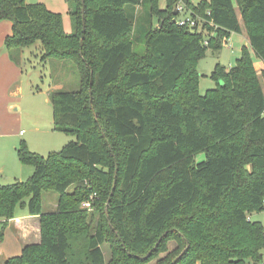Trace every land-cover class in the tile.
Returning a JSON list of instances; mask_svg holds the SVG:
<instances>
[{"label": "trees", "instance_id": "trees-1", "mask_svg": "<svg viewBox=\"0 0 264 264\" xmlns=\"http://www.w3.org/2000/svg\"><path fill=\"white\" fill-rule=\"evenodd\" d=\"M68 2L72 33L43 4L0 0V21L13 25L5 48L39 42L44 61L74 63L80 85L53 95L54 129L76 141L47 156L23 142L34 174L0 185V219L29 199L41 229L4 264H147L162 253L158 264H263L264 225L250 217L264 212V70L245 48L201 95L197 64L243 33L238 13L264 64V0H85V33L82 0ZM179 6L198 26L178 24ZM47 191L60 195L55 212H43Z\"/></svg>", "mask_w": 264, "mask_h": 264}, {"label": "rangeland", "instance_id": "rangeland-1", "mask_svg": "<svg viewBox=\"0 0 264 264\" xmlns=\"http://www.w3.org/2000/svg\"><path fill=\"white\" fill-rule=\"evenodd\" d=\"M69 0H26L27 4H43L50 11L59 13L63 16L64 28L67 33L74 32L76 27L73 25V20L70 16ZM210 0H192L197 5L202 2L209 3ZM167 0H160L159 7L166 8ZM184 17H191L184 13L180 14L179 19ZM243 33H232L230 38L226 40L223 48L220 51L208 49L204 58L200 59L197 64V70L200 75L199 92L205 95L208 90L214 89L217 84L211 78L217 65L232 68L236 65L237 60L242 56L243 50L248 49L253 61L256 64L261 62L258 59L253 49L249 44L246 34V29L242 23L241 15L238 13ZM71 32V33H72ZM204 36L209 39V34ZM139 40L136 41V43ZM145 43L139 41L135 45V51L143 54L145 52ZM24 95L21 101L22 116L24 118L22 125L19 127V132H23L24 141L27 149L31 152L38 153L42 156H47L50 152L61 151L70 142L76 141V137L62 134L54 129L53 124V95L57 92H76L79 90V76L76 66L70 61H60L56 59H49L44 61L42 56V47L38 42L31 48L24 50ZM256 68V67H255ZM257 69V68H256ZM259 73V69H257ZM261 76V75H260ZM261 81L264 87V79L261 76ZM22 142H20L19 147ZM205 159L204 154L197 156V161ZM17 173L21 180L27 181L34 173V167L31 165H23L19 163ZM0 185H10L13 180H9L8 175H0ZM74 186H71L68 192L73 191ZM60 195L55 191H47L42 194V208L44 213H51L57 210ZM29 199H25V203H21L16 207L15 217L19 214L28 212L26 207ZM92 210V211H91ZM94 209H89L92 214ZM254 222H260L264 225V212L254 213L250 217ZM101 220L100 213H96L94 221L91 224L95 228L98 221ZM2 225H0V231ZM104 253L106 259L111 258L110 245H104ZM177 249V243L171 241L169 243V251L173 252ZM264 255V250H263ZM167 256V253H162L158 258L150 261L147 264H158L160 258ZM264 261V259H263ZM252 264V263H251Z\"/></svg>", "mask_w": 264, "mask_h": 264}, {"label": "crops", "instance_id": "crops-1", "mask_svg": "<svg viewBox=\"0 0 264 264\" xmlns=\"http://www.w3.org/2000/svg\"><path fill=\"white\" fill-rule=\"evenodd\" d=\"M12 26L10 21H0V175H8L7 178L14 183L23 181L18 177L17 169L20 165L19 144L24 142V134L18 133V130L24 120L21 101L24 95L25 49L9 51L5 48V39L12 34ZM255 67L260 72L264 70L261 62ZM0 225V234L3 235L0 238V264L21 255L26 245L41 241L39 217L28 212L19 214L7 223L0 219Z\"/></svg>", "mask_w": 264, "mask_h": 264}, {"label": "built area", "instance_id": "built-area-1", "mask_svg": "<svg viewBox=\"0 0 264 264\" xmlns=\"http://www.w3.org/2000/svg\"><path fill=\"white\" fill-rule=\"evenodd\" d=\"M177 11L180 12V14H182V13L185 14V9L183 6H179ZM178 24L180 26H189V27L198 26V22L191 17H184V18L178 19ZM94 197L95 196L93 195L89 200L83 202L82 207L83 208H91L93 201H94Z\"/></svg>", "mask_w": 264, "mask_h": 264}, {"label": "water", "instance_id": "water-1", "mask_svg": "<svg viewBox=\"0 0 264 264\" xmlns=\"http://www.w3.org/2000/svg\"><path fill=\"white\" fill-rule=\"evenodd\" d=\"M82 4H83V9H82V13H83V32L85 33V27H86V24H85V0H82ZM85 36H83L82 38V41L84 39ZM114 189H115V186H114ZM108 216V214H107ZM154 252V250H151L145 257H139L137 256L139 259H143V260H148V258L152 255V253ZM176 263V261L173 262V264ZM254 264H258V263H254Z\"/></svg>", "mask_w": 264, "mask_h": 264}]
</instances>
